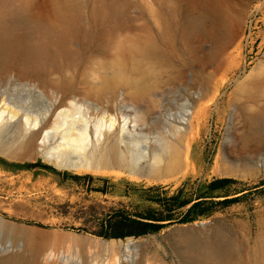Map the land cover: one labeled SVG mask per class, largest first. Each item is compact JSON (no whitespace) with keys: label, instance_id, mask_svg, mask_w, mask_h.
I'll list each match as a JSON object with an SVG mask.
<instances>
[{"label":"rangeland","instance_id":"374dc122","mask_svg":"<svg viewBox=\"0 0 264 264\" xmlns=\"http://www.w3.org/2000/svg\"><path fill=\"white\" fill-rule=\"evenodd\" d=\"M15 12L24 21L10 23ZM2 105L16 114L0 123V259L200 264L181 238L217 231L225 264H263L264 0H0ZM66 110L90 127L110 116L135 124L113 153L119 163L74 169L76 158L63 156L57 166L41 138L20 152L25 116L49 129ZM167 140L175 159L162 161L160 177L145 176ZM214 177L241 182L232 190L246 196L155 233L97 234L115 209L156 206L151 198L179 188L191 195ZM128 239L137 244L126 251Z\"/></svg>","mask_w":264,"mask_h":264},{"label":"bare ground","instance_id":"6f19581e","mask_svg":"<svg viewBox=\"0 0 264 264\" xmlns=\"http://www.w3.org/2000/svg\"><path fill=\"white\" fill-rule=\"evenodd\" d=\"M20 14V12H15L14 19L10 23L13 22V24H17L24 21ZM7 46H13L17 49L21 44L12 41V43ZM20 48L23 50H29L31 47L30 44L27 43ZM20 48H18L19 51ZM35 49L38 55H43L45 53L42 44H38ZM15 114V110L7 105H2L0 107V123L3 122L6 116L12 118ZM40 121L37 117L25 116L21 141L18 144L20 152L26 153L33 147L34 143L41 138L42 144H40V147L45 150V154L49 155L46 159L55 165H62L61 162L63 161V156L68 159H73L74 157L76 158V161L71 162V168L85 170L93 169L95 171H100V169L103 168L109 169L116 163H119V160L113 156V153L121 152L120 142H124L126 133L132 132L135 128V124H131L126 118L122 119V123L119 124L118 122L116 125V119L111 116L99 119L92 125V127H90L89 122L86 119L82 118L80 115L74 116L68 110L61 114L60 120L53 121V124L49 129L46 128L48 125L45 127ZM42 131H44L43 135ZM259 131L264 132V121L261 122ZM90 132H93V134H90ZM114 137L115 143H112L111 145L109 144V146H106V144L104 146L106 139L109 140V138ZM54 138H59L60 141L56 144L49 145L50 141ZM175 148V143L167 140L163 144L160 152L153 156L152 168L145 174V176L149 178L160 177V164L162 161L166 160L168 163L175 159ZM208 223L209 221L198 222L200 226H205ZM12 228L27 233L25 229L20 227L13 226ZM29 233H32V231H28V234ZM219 235L220 234H218L217 231H214L212 235H206L204 239H201L196 232H193L181 239L186 242L191 255L193 254L192 259L198 258L203 264H225L223 260L224 252L222 251V246L219 242ZM122 243L123 242H121V244ZM136 244L137 241L134 239H128L124 244V249L128 251ZM258 252L260 255L259 258H261L264 264V235L260 237ZM194 260L195 259H193V261ZM196 261L198 262V260ZM200 261L199 263L201 264ZM28 262V258L20 253L11 254L0 259V264H28Z\"/></svg>","mask_w":264,"mask_h":264},{"label":"trees","instance_id":"16d2710c","mask_svg":"<svg viewBox=\"0 0 264 264\" xmlns=\"http://www.w3.org/2000/svg\"><path fill=\"white\" fill-rule=\"evenodd\" d=\"M240 183L229 177H214L206 182H197L191 195H185L183 188L171 195L157 194L151 198L156 206L134 212L121 208L113 210L102 220L97 234L106 238L139 236L155 233L173 222L186 223L207 217L244 199L246 194L232 190ZM258 192L264 193V187Z\"/></svg>","mask_w":264,"mask_h":264},{"label":"water","instance_id":"95a60500","mask_svg":"<svg viewBox=\"0 0 264 264\" xmlns=\"http://www.w3.org/2000/svg\"><path fill=\"white\" fill-rule=\"evenodd\" d=\"M0 219H4V218L0 216Z\"/></svg>","mask_w":264,"mask_h":264}]
</instances>
